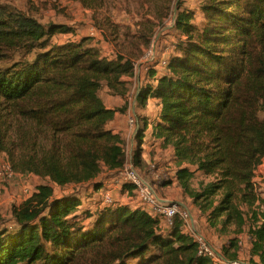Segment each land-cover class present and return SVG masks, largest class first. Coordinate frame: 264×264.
I'll return each mask as SVG.
<instances>
[{"label":"trees","instance_id":"16d2710c","mask_svg":"<svg viewBox=\"0 0 264 264\" xmlns=\"http://www.w3.org/2000/svg\"><path fill=\"white\" fill-rule=\"evenodd\" d=\"M159 1L168 13L174 0ZM200 10L202 20L195 24L194 11L179 3L175 26L184 37L166 72L149 68L136 107L150 99L162 103L151 119L152 133L162 146L173 147L176 178L209 227L234 233L222 248V263L200 252L194 231L180 217L159 225L149 209L118 200L86 208L79 192L54 196L53 186L39 184L14 209L12 226L0 220V264H264V221L255 210L256 167L264 159V0H201ZM71 31L0 3V154L18 172L57 185L89 183L98 191L129 156L135 166L144 164L149 118L139 117L131 155L127 138L111 123L132 104L136 59L154 27L140 34L137 51L114 56L88 38L55 41L58 33ZM104 85L125 101L121 107L106 104ZM197 173L212 179L191 189ZM121 193L137 195L129 182ZM251 212L249 256H240L238 235Z\"/></svg>","mask_w":264,"mask_h":264},{"label":"rangeland","instance_id":"374dc122","mask_svg":"<svg viewBox=\"0 0 264 264\" xmlns=\"http://www.w3.org/2000/svg\"><path fill=\"white\" fill-rule=\"evenodd\" d=\"M180 2H182V6L186 11H194L195 24L200 23L202 20V12L200 10L201 0H174L168 9V13L164 7L165 4L159 0H102L100 7H90L77 0H0V3H9L21 9L36 12L44 23L54 21L64 23L73 28L74 31L69 33H58L54 38L55 41L63 42L88 38V44L98 46L103 54L109 56H114L118 50L125 51L133 49L137 51V46L140 45V34L146 27L152 25L154 27V35L151 42L143 48L142 54L136 59V75L133 78L130 94L131 106L134 105L133 102H137L141 84L145 83L150 77L151 70L149 68L156 66L160 72H166V68L161 65V61L163 59L169 60L170 56L175 52L176 43L184 37V34L175 26ZM153 52L155 58L153 60L146 59ZM101 94L106 104L110 107L119 108L125 102L121 97L112 93L105 85L101 90ZM122 112H117L119 113L117 121L123 119L120 116ZM131 116H133L132 112ZM115 122L112 121L111 125ZM117 131L123 133L127 138V151L131 155L133 150L130 143L131 135L127 137L125 131L122 129H118ZM9 140L12 144V132L9 133ZM153 150L150 151V163L144 160V164L138 167L142 176L156 183L158 193L163 183L170 180L169 183L171 185L167 184L165 186L168 187L167 189L171 194H182L189 201L190 206L188 207L191 208L195 216V227L193 230L195 237L196 235H202L211 246L216 247L219 252H222L224 243H229L234 233L219 234L215 228L208 226L205 214L191 204V195L185 191L182 182L175 176L179 164L173 159L171 150H160L161 152L155 149ZM151 152H154V154L151 155ZM159 152L161 155L163 153L166 156L164 162L160 158L155 157L159 155ZM0 162H8L11 165L5 154H0ZM164 174H166L167 178L163 179ZM155 177L157 179L154 180L153 178ZM112 179L109 178L107 182L109 183ZM210 179L212 177L197 173L191 181L190 188L199 189L202 182L206 183ZM255 181L259 201L255 204L256 209L255 207L254 209L258 212V210L261 211L260 203L264 200V179H257L255 177ZM39 184L53 186L54 196H61L69 192H79L83 197V206L86 208L95 209L100 204L101 196L98 191L91 189L89 183H64L57 185L45 177H39L28 172L16 171L13 180L9 178L0 179V214L2 215V219L0 220L4 221L2 226L10 227L14 224V209H17L24 200L32 196L37 191ZM113 194L115 200L125 201L127 199L124 200V196H122L124 193L119 192V190L113 191ZM127 195L129 197L128 201L133 200L135 204L140 203V205L150 210V207L135 193H127ZM253 217L254 214L251 212L247 217L246 231L251 226ZM217 244L220 246H217ZM244 255L249 256V252L246 251Z\"/></svg>","mask_w":264,"mask_h":264},{"label":"built area","instance_id":"2783aa9c","mask_svg":"<svg viewBox=\"0 0 264 264\" xmlns=\"http://www.w3.org/2000/svg\"><path fill=\"white\" fill-rule=\"evenodd\" d=\"M155 58L154 52L150 54V56L146 59L153 60ZM145 61V60H143ZM168 64L167 59H163L161 61V65L165 68ZM130 125L132 127L136 126V118L130 115ZM152 167H154L152 165ZM16 175V171L14 168L7 162L0 163V179L9 178L13 180ZM156 178V177H155ZM167 178L166 174L163 175V179ZM256 178L264 179V159L259 161L256 167ZM125 182H129L135 185V191L139 198L145 202L149 207L150 211L159 217L158 224L162 225H172L177 217H180L188 229L194 230L195 227V216L193 215L190 208L186 205L180 204L178 202H167L162 201L159 198L156 183L150 181L142 176L137 166H135L132 162L131 156L128 157L127 162L121 169L120 173L113 177V179L98 190L99 195L101 196V200L105 204H110L115 201L113 191L119 190L122 191V185ZM261 211H259V217L261 221H264V200L260 203ZM239 237V245L238 252L240 256L244 255L247 248L250 247V234L248 231H245L242 234L238 235ZM197 240L199 241L200 252L209 255L212 260L216 263H222V259H224L218 251L212 247L205 237L202 235H196ZM249 252V251H248Z\"/></svg>","mask_w":264,"mask_h":264},{"label":"crops","instance_id":"0c3cea01","mask_svg":"<svg viewBox=\"0 0 264 264\" xmlns=\"http://www.w3.org/2000/svg\"><path fill=\"white\" fill-rule=\"evenodd\" d=\"M163 73L164 72H160L159 74H163ZM138 79H139V75H138ZM133 104L134 105L130 106L128 111H123L122 112V114L120 115V116L123 117L122 120L117 121L118 118H119V113L116 114L115 119L113 120V122H115V121L116 122L113 123V125H111V127L114 130L116 129L115 131H117L118 129H122L123 131H125V135L127 137H130V135H131V142L130 143H131V146H132V149H133L134 146L138 143V140L136 138V134H137V131H138L139 126H140L139 117L140 116L143 117V118L148 117L149 120H150V123L148 125V129H147L145 135L143 136V145H142V147L144 149L143 158H144L145 162L150 163V161H151L150 151H154L153 149L158 150V151H160V150L164 151L166 149H170L171 152L173 153V159L175 160L173 147L169 146L167 148V147L162 146V139L158 138L157 136L153 135V133H152L153 124L151 123V119L157 117V115L159 114V112H160V110L162 108V103L159 102L156 99H150L149 102H146V104L144 106H140L138 108L136 107V102H133ZM131 112L133 113V115L135 116L136 121H137L135 127H132L130 125L129 119H130ZM143 123L144 122H142V124ZM132 129H133V131H132ZM160 152H159V155L155 156V157L156 158H160L162 160V162H164V160L166 159V156L163 153L161 155ZM152 154H154V152H151V155ZM153 179L155 180L157 178H153ZM168 184H170V183H168ZM167 188H168L167 186L163 185V186H161V188L159 190V193H158L159 194V198L162 201L178 202V203L183 204V205L187 204L186 205L187 207L190 206L188 199H186L184 195H182V194L181 195L171 194V192ZM156 189H157V187H156ZM160 191H163V192H160ZM162 194H165V195H162ZM122 196H124V200L127 198L125 200V202H127L128 199H129V197H127L128 196L127 193L122 194ZM118 201H122V200L118 199ZM128 202H131L132 204L137 205V206L140 205V203L135 204L133 200L132 201L129 200ZM188 208H190V207H188ZM190 210H191V208H190ZM217 246H220V245L217 244ZM214 248L218 251V249L216 247H214ZM218 253L222 256L221 251L220 252L218 251Z\"/></svg>","mask_w":264,"mask_h":264}]
</instances>
